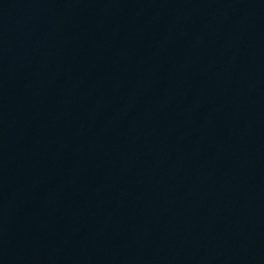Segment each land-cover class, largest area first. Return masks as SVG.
Masks as SVG:
<instances>
[{"label": "water", "instance_id": "95a60500", "mask_svg": "<svg viewBox=\"0 0 264 264\" xmlns=\"http://www.w3.org/2000/svg\"><path fill=\"white\" fill-rule=\"evenodd\" d=\"M183 264H264V0H189Z\"/></svg>", "mask_w": 264, "mask_h": 264}]
</instances>
